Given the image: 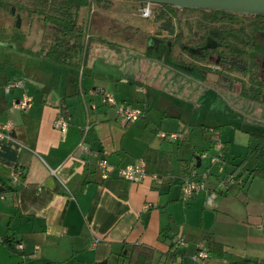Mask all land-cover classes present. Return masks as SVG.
Returning <instances> with one entry per match:
<instances>
[{"label":"crops","instance_id":"0c3cea01","mask_svg":"<svg viewBox=\"0 0 264 264\" xmlns=\"http://www.w3.org/2000/svg\"><path fill=\"white\" fill-rule=\"evenodd\" d=\"M48 17L57 18L33 16L29 31L23 26L28 19L18 23L22 50L9 37L0 39V123L11 121L14 136L13 141L0 140V264H128L136 254L145 255L147 264H185L201 245L206 249V235L222 244L223 255L210 252L193 264L264 263V146L254 151L259 143L256 135H264V115L232 103L235 109L226 113L224 124L233 129L226 131V140L218 135L221 123H200L195 134L187 126L196 103L193 93L178 92L183 80L176 69L130 53L122 67L99 50L86 60L85 52L80 66V51L72 61L74 52L62 54L56 49L55 26L49 25L47 34L41 31L40 24H46ZM99 21L90 36L106 30L121 43H139L137 34L111 35L109 24L102 26ZM155 29L148 31V45L170 36L167 27ZM176 53L186 54L185 47L176 45ZM188 60L189 71L196 72L192 66L199 60ZM200 67L209 82L220 79L216 71L222 67L209 62ZM222 71L237 77L233 70ZM16 79L23 85L5 91L4 86ZM192 81L186 80L189 92H193ZM242 81L252 87L245 74ZM94 88L112 93L118 104L139 110L140 117L126 122L115 105L101 102L100 94L80 95V89ZM233 88L229 94L237 92L235 101L243 103L242 88L236 92ZM24 93L31 98L30 107L14 108L13 100ZM58 114L67 120L64 132L53 126ZM194 121L198 122V115ZM204 127L217 129L205 133ZM171 131H183L184 136L171 140L159 134ZM216 139L224 143L226 170L230 165L232 171L240 168L241 182L220 190L208 179L207 190L182 200L184 176L198 166L201 151L214 152ZM236 156L251 158L253 168L233 163ZM139 158L146 162L142 181L116 175L117 166ZM101 159L107 162V179L101 176ZM15 169L22 172L18 181L11 178ZM177 237L184 242L178 247ZM172 246L175 255L170 254Z\"/></svg>","mask_w":264,"mask_h":264},{"label":"rangeland","instance_id":"374dc122","mask_svg":"<svg viewBox=\"0 0 264 264\" xmlns=\"http://www.w3.org/2000/svg\"><path fill=\"white\" fill-rule=\"evenodd\" d=\"M62 1L68 4L62 5L60 3ZM85 1H87L86 4L80 7V12L78 14V17H80L79 21L82 19L81 37H83V39L81 41V49L74 52L72 61H75V58H77L80 51L79 65L81 66L84 49L87 55L85 60L90 56H93L94 52L96 53V51L99 50L105 58L114 61L122 67L126 64L127 60L131 58L129 55L130 53L132 54V57L137 56L138 59H140V57H148L152 61L160 63L162 67L167 66L168 68L176 69V71H178L176 74L180 76V80H183V86L177 88L178 92H181L184 96H189V94L193 93L192 96L196 103V107L192 109L191 118L187 126L190 131L194 129L195 134L199 133L200 123L205 125H217L221 123L218 135H220L223 140H226V131L229 128L233 129L229 124H224L228 123V116L226 113L231 112V110L234 111L235 109L231 106L232 103L235 107L240 109L242 106L248 113L264 115V82L261 80L259 82L253 81L254 79L252 78V87H248V85H245L247 82L245 81L246 83H243L242 81L244 74H246L247 78L248 71L238 70L236 68L232 69L229 65L218 64L206 60L200 54V50H204L211 56H214L218 53V46L220 45L219 47L224 53L232 52L239 56L240 59L242 55H248L250 57L253 55L251 54L252 52H247V50H245V44L247 41L252 42L251 45L254 47V53L264 52V41L257 39L256 37L254 38L253 32L250 31L252 28L250 23H247L248 28L246 27L245 29L240 30L233 29L229 26L231 24L235 28L239 27V25H241L240 21L243 20V16L236 15L239 23L233 20L221 21L208 15L201 9L178 8L169 4L152 2V16L146 18L142 17L138 11L139 6L143 3L141 1ZM76 3H78V0H0V39H2L1 37H9V42L15 44L22 50L24 46L21 41V35H18L17 37V34H21L22 28L18 26V23L22 20L28 19L26 25H21L24 26V31H29L33 29V26L30 27L29 25L33 16L43 19L46 15H53V17H57L56 21H52V18L48 17L46 24H40L41 31L47 34L49 25L55 26L56 30H58L55 37H57V41L61 45L62 43L67 42L70 38H73V31L71 30L72 22L66 23L63 19L65 18L67 20L68 16L71 17L70 19H74L75 10L73 7ZM128 3L129 6H127ZM91 5L94 6L95 11L90 15L89 10ZM65 6L69 10L62 12L61 10ZM1 15L5 17H2L3 20ZM12 15H14L13 18H10ZM168 15L170 16V19L165 18ZM61 17L62 19L60 20L59 18ZM162 18H165L163 19L164 22L159 21ZM5 19H8L9 22L5 23ZM13 19H17V21L15 22ZM98 21L102 26L109 24L111 35L113 33L116 34V32L123 36L137 34L139 43L135 45L121 43L117 41L115 37L113 38L110 34L105 33V30L102 33L103 35L98 37H92L91 35L89 41L85 45V32L94 29ZM166 21H168V24L165 23ZM170 23L171 26L169 25ZM88 24L90 25L89 27H87ZM243 24H245V22ZM152 26L156 28L155 32H158L165 27H171V30H167V33L170 35L168 36L169 38L156 39L158 42L155 43L154 40L148 45V43L151 42V37L149 36L148 31ZM64 28L66 33L62 32V29ZM172 33H174V35H172ZM225 39H227L229 45H225ZM124 40L126 39H123V41ZM178 44L185 47L186 54L181 55L176 53V45ZM158 46L161 50L159 52L157 50ZM143 47H145L146 51H144ZM170 47L173 49L172 53L169 51ZM118 51L123 53V55L118 53ZM190 57L194 60H199L198 62H195L194 66H192L196 69V72L194 73L189 71L188 63L190 61L188 58ZM57 59L59 58L57 57ZM208 62L224 69H232L237 72V77L229 76V74L222 71L221 68L216 71V74L218 76L220 75V79L218 81L209 82L205 79L204 71H199L201 64L206 65ZM239 74L240 79L238 78ZM170 78L174 79L175 77L172 76L169 77V79ZM186 80L189 82L194 80L191 82L194 84L193 92H189ZM196 81L200 82L199 86ZM177 84L180 83L177 82ZM232 87H234L233 89H235V92L237 89L242 88L243 96L246 95L245 97H241L245 100H242L243 103L239 100L235 101V97H239L237 92L236 94H229L230 88L232 89ZM172 89H175V87ZM199 107H202V109L200 110ZM196 115H198V122L194 121ZM262 162L264 161H261L262 173H264V165H262ZM233 163H239L238 165L243 168H253L254 166L252 159H244V156L234 157ZM204 166H206V160H203L202 162V167ZM227 168V171H232L231 165ZM240 172V168L234 169L235 174L238 175ZM209 181L215 188L220 190L225 189L219 180L210 177ZM245 190L243 189L241 192H244ZM261 190H264V188ZM232 227L235 228V226Z\"/></svg>","mask_w":264,"mask_h":264},{"label":"built area","instance_id":"2783aa9c","mask_svg":"<svg viewBox=\"0 0 264 264\" xmlns=\"http://www.w3.org/2000/svg\"><path fill=\"white\" fill-rule=\"evenodd\" d=\"M95 11L94 6H90L89 13L90 15ZM139 14L142 17H151L152 16V2L146 1L143 2L138 8ZM90 32L86 31L84 34L85 45L89 41ZM85 49L83 51L82 64L85 55ZM23 85V81L20 79L12 80L8 82L4 89L8 91L12 87H21ZM85 93L90 95L100 94L101 102L103 104L115 105L117 111L120 116L124 118L126 122L135 121L140 117V112L137 109H132L125 107L124 105L118 104L114 95L112 93L104 92L100 88L88 89L84 91L80 89V95L83 97ZM31 98L27 94H22L20 98L17 100H13L12 106L16 109L24 110L30 107ZM53 126L55 128L60 129L62 132L66 130L67 120L62 114H58L53 121ZM89 128V125H86L84 128V132H86ZM13 123L11 121H6L4 123H0V140H8L13 141L14 136L12 133ZM161 137H167L171 140H178L179 138L184 136L183 131H171V132H160ZM224 143L223 141L216 139L214 140L213 150L214 152H210L208 150H203L199 153V166L192 167L184 176L181 182V198L184 201L189 200L194 194L207 190V181L210 176L218 177V180L225 188H229L236 183L241 182L240 176L235 174L234 171L226 170V159L223 152ZM202 160H206V166L202 167ZM98 166L102 169V178L107 179L109 175V171L107 169V162L104 159L98 161ZM215 169V171H214ZM22 175L21 170L15 169L11 172V178L13 181L20 180ZM116 175L119 178L130 182H140L146 176V162L143 158H139L134 163L127 164L125 166H117L116 167ZM66 188V186H65ZM67 189V188H66ZM183 240L180 237H177L175 240V245L178 247L183 244ZM18 247H21L22 244L18 243ZM202 246V245H201ZM198 251L192 255L190 263L185 264H193L194 262L200 261L204 258L209 257V252L207 249L201 247ZM171 264H184L181 262L173 261Z\"/></svg>","mask_w":264,"mask_h":264},{"label":"flooded vegetation","instance_id":"af4514ba","mask_svg":"<svg viewBox=\"0 0 264 264\" xmlns=\"http://www.w3.org/2000/svg\"><path fill=\"white\" fill-rule=\"evenodd\" d=\"M236 15L237 14L229 16L226 14L225 19H223L221 21L233 20V21L238 22ZM238 16H243L242 17L243 20L240 21L241 25H239V27L235 28L230 24L229 26L231 28L237 29V30L245 29L248 26L247 23H250V25H252V28L250 31L253 32L254 38L256 37L257 39L264 41V14H242L241 13V15H238ZM165 18L170 19V16L168 15ZM165 18H163V19H165ZM244 22H245V24H243ZM165 23L168 24V21H166ZM255 27H257L258 29H256ZM167 29H169V28L167 27ZM225 41H226L225 45H229L227 39H225ZM251 44H252L251 41H247L245 44V50H247V52L251 51L252 52L251 54H253V55L250 57L248 55H242L241 59L239 56L233 54L232 52L224 53L221 50V48L219 47L220 45L218 46V53L214 56L213 55L211 56L210 54H208L204 50H200V54L206 60H209V61H212V62H215L218 64L229 65L232 67V69L236 68L238 70L248 71L247 80L251 81L253 78L254 79L253 81L259 82L261 80L262 82H264V52L254 53L255 52V51H253L254 47ZM242 60L245 62V64ZM241 65H244V67Z\"/></svg>","mask_w":264,"mask_h":264},{"label":"trees","instance_id":"16d2710c","mask_svg":"<svg viewBox=\"0 0 264 264\" xmlns=\"http://www.w3.org/2000/svg\"><path fill=\"white\" fill-rule=\"evenodd\" d=\"M87 1L85 0H78V3H76L74 5V10H75V14H74V19H70L71 17H67V20L64 18L63 21L64 22H72V27H71V30L73 31L72 33V36H73V42L72 43H69L68 41L65 42V43H62L60 45V43L56 42V49H58L62 54H64L65 52H75L77 51L78 49L80 50L81 49V32H82V27L80 25H77L76 24V19H77V16H78V12H79V8L86 4ZM62 5H66L68 3L62 1L60 2ZM65 7H63V9L61 10L62 12H66L68 11L69 9ZM203 12L207 13L208 15L214 17L215 19H219V20H223L225 19L226 17V14L227 15H234V14H237V15H241V13H235V12H227V11H217V10H210V9H201ZM60 20L62 19L59 18ZM253 24V23H252ZM171 26V24H169ZM169 30H171V27H168ZM256 29H258L257 27H255ZM254 28V29H255ZM62 32L66 33V30L65 28L62 29ZM210 128V130H209ZM204 132H215V130L217 129L216 127H204ZM256 137L258 138V145L254 148V151H259L261 149L262 146H264V135H256ZM203 244L204 246L206 247L207 251L210 253V252H213V253H216L218 255H223V246L222 244L214 241L209 235H206L204 240H203ZM170 254L171 255H175V248L174 246H172L170 248ZM147 257L145 255H141V254H136V256L134 257L133 255L130 256L129 258V261H128V264H147ZM233 264H264V263H258V262H252L250 260H240L239 262H235Z\"/></svg>","mask_w":264,"mask_h":264},{"label":"water","instance_id":"95a60500","mask_svg":"<svg viewBox=\"0 0 264 264\" xmlns=\"http://www.w3.org/2000/svg\"><path fill=\"white\" fill-rule=\"evenodd\" d=\"M169 4L178 8L210 9L242 14H264V0H137ZM244 67V65H241ZM199 160V158H198ZM200 162H198L199 166Z\"/></svg>","mask_w":264,"mask_h":264}]
</instances>
